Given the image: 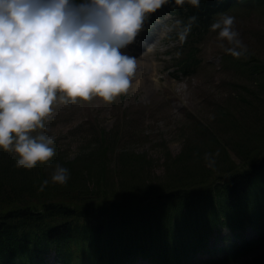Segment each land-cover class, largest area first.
<instances>
[{
	"label": "trees",
	"instance_id": "obj_1",
	"mask_svg": "<svg viewBox=\"0 0 264 264\" xmlns=\"http://www.w3.org/2000/svg\"><path fill=\"white\" fill-rule=\"evenodd\" d=\"M262 4L200 0L199 7L187 2L181 7L169 0L160 9L178 23L174 77L197 73L200 43L221 14L235 5ZM245 54L223 57L254 83L235 82L232 105L245 111L254 106L256 114L247 111L251 120L245 122V111L231 116L243 125L234 124L241 133L228 139L195 117L200 145L188 144L174 157V170L163 181L143 175L150 159L130 149H121L117 167L109 170L118 133L103 127L89 151L68 159L52 146L53 157L30 170L17 168V154L0 148V264H50L53 252L59 264H226L264 246V59ZM249 133L252 137L245 138ZM57 164L69 170L64 185L51 182ZM45 179L49 183L41 191ZM220 226L234 229V239L228 234L224 244H210V234ZM249 226L256 236H244Z\"/></svg>",
	"mask_w": 264,
	"mask_h": 264
},
{
	"label": "clouds",
	"instance_id": "obj_2",
	"mask_svg": "<svg viewBox=\"0 0 264 264\" xmlns=\"http://www.w3.org/2000/svg\"><path fill=\"white\" fill-rule=\"evenodd\" d=\"M168 2L0 0V148L17 154V168L30 170L55 154V136L33 135L47 131L44 121L54 104L94 97L111 103L128 92L137 63L121 49L135 40L149 14ZM186 2L200 4L175 0V5ZM234 20L221 14L210 30L230 45L227 53L239 58L247 49ZM68 179L69 170L57 164L51 182L64 185ZM48 183L45 179L40 190Z\"/></svg>",
	"mask_w": 264,
	"mask_h": 264
},
{
	"label": "rangeland",
	"instance_id": "obj_3",
	"mask_svg": "<svg viewBox=\"0 0 264 264\" xmlns=\"http://www.w3.org/2000/svg\"><path fill=\"white\" fill-rule=\"evenodd\" d=\"M155 13L154 18L149 14L135 40L121 49L123 53L135 57L137 63L128 92L111 103L99 97L90 101L78 99L68 105L56 103L51 116L44 121L47 131L37 129L33 135L44 132L55 136L53 146L56 152L70 159L93 147L99 127L117 132L118 141L110 153L109 170L117 167L116 157L122 153L121 149H130L138 154L143 152L150 160L140 171L157 183L174 170L170 169L174 165L172 160L188 144L200 145L199 139H196L199 128L196 118L220 138L228 139L231 134L234 135L233 132L241 133L233 125L242 126L245 119L251 120L248 112H256L254 106L246 111L241 107L234 108L236 106L232 104L238 90L233 85L237 81L244 85L254 83L237 70L233 61L231 64L223 57L230 45L219 40L217 32L210 31L200 43L202 65L197 73L174 77L173 57L181 45V38L175 35L177 19L161 9ZM224 14L235 18L234 30L239 33L247 51L264 59V6L247 8L235 5ZM227 110L230 115L226 114ZM244 111L246 118H240L241 123L233 122L231 116H239ZM250 134L245 138L252 137ZM233 157L240 161L235 153ZM228 234L234 239V229L218 227L209 236L210 244H224L222 237ZM256 235V230L250 226L244 233L247 238ZM48 262L59 264L54 252L48 256ZM143 263L148 264L145 260L134 264ZM226 264H264V246Z\"/></svg>",
	"mask_w": 264,
	"mask_h": 264
}]
</instances>
